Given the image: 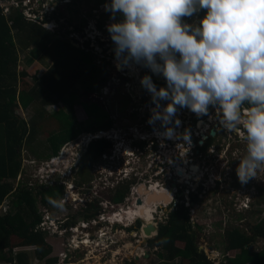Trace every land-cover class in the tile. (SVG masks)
Here are the masks:
<instances>
[{"label":"rangeland","instance_id":"rangeland-1","mask_svg":"<svg viewBox=\"0 0 264 264\" xmlns=\"http://www.w3.org/2000/svg\"><path fill=\"white\" fill-rule=\"evenodd\" d=\"M52 5L55 9L54 17L58 15L60 17L58 20L52 18V30L56 31L61 39L77 41L76 48L84 50L85 44H93V47L90 45V48L94 52L95 64L100 73L98 79H101L102 75L106 83L102 86L101 81H97L92 87L74 86L71 90L74 98L62 101V104L59 105L60 108H46L45 112L38 103H35L26 110H23L19 104L15 109L16 115L28 126L35 124L37 141L29 148L24 145L20 151L22 168L14 182V190L16 191L22 185L27 189L29 187L28 191L30 190L35 198L38 197L39 201V198L44 197L39 196V188H58L59 191H56L53 199L63 202L62 208L65 209V212L63 215H59V208L57 209L54 205L51 211L46 212L41 205H38L41 207L36 213L40 215V220L36 223L34 230H39L37 234L42 237L45 247L43 249H37L35 246L23 247L17 239L13 238L12 247L16 249V246H20L23 247V250L19 248L14 251L12 249L13 252L10 251L12 257L23 252L30 257V264H46V261L50 259H57L56 264H187L182 260L164 261L158 256L160 250L149 245L157 238L159 226L166 224L169 212L182 204L190 210L192 223L195 226L194 230L196 231L197 227L201 229V232L198 233L200 250L205 252L208 257L217 259V264H221V260L224 261L226 257V231L240 229L248 233L250 237L260 236L251 229H255V226L264 222V204L260 198L261 192L264 190V172H260L256 179L250 180L246 185L239 183L235 169L239 159L244 155L245 145L234 134L220 130V134L225 137L223 143L230 144L239 158L233 161L230 159V164L224 167L225 169L215 167L214 170L207 167L205 173L209 175V179L205 182L194 184L190 181V185L182 184L171 189L170 186H164L160 181L147 182L134 178L135 173L132 166L135 163H140L141 169L138 178H144L145 175L152 178L147 165L145 166L141 162L143 156L138 152L150 160L155 157L154 155L150 156V153L146 152L148 150L141 151L134 148L135 144L141 146L140 149H147L158 143L161 147L160 151H162L166 142V138L161 135L163 132L160 131L159 122L155 124V129L154 125L147 131L144 127L148 124L149 108L152 105L149 93L139 84V78L144 74H149V71L138 69L135 73L136 76H132L130 73L133 72L117 70L111 51L112 41L108 32L105 33L103 29L108 24L106 20L110 23L112 21L107 19L108 17L104 18L103 16H107L105 14L99 16L93 2L89 6L84 4L74 5V8L72 6L74 11L77 10L76 13L68 11V4H64L63 1L57 4L52 0L50 6ZM81 19L85 21L84 28L80 33L73 32L72 27L80 25ZM95 20L102 25V31H98L94 27ZM16 47L19 52L17 71L18 73L23 71L28 73L23 80L20 79L19 89H28L34 85L33 78L35 76L41 78L50 69L51 63L35 49H24L19 45ZM154 76L152 78L158 88L165 86L161 77L159 81H156ZM91 104L102 110L111 124L110 129L103 132V135L91 131L92 120L82 110L83 105L90 106ZM70 106L73 107V114L77 121L75 126L78 137L70 144L64 145L56 158L38 159L37 155L41 154L38 152V144L46 143L51 136L60 135L63 132L61 127L64 125L61 124L60 118L62 120L65 115H69ZM37 113L43 115L42 118H39ZM54 113H57L60 118H51L50 116L54 117ZM138 115L142 121L136 118ZM194 115L192 112L187 115L190 131L191 128L195 129V121L201 118H196ZM208 116V120L213 121L209 114ZM71 129H73L72 126ZM203 130L205 131L202 128L201 131ZM195 133L198 135V132L194 131ZM191 135L193 133L189 132V136ZM97 138H101L100 140L104 138L106 147L102 149V153L106 152L110 156L111 164L108 166L101 165L102 155L93 157V155L87 154V150L85 156H81L83 147L89 142L98 141ZM142 139L147 141H142ZM178 143L176 142V146L179 145ZM124 149L131 150L132 156L126 155L122 151ZM220 156L222 157V155ZM209 158L212 162L215 161L213 156L210 155ZM183 160L185 164L190 163L191 156L188 157V160ZM219 161L225 164L223 160L216 159L215 165L220 166ZM177 162L173 166L175 172L186 170V166L181 167L180 159L177 158ZM50 174L59 175L61 180L56 181V178H52ZM119 182L122 184L119 185ZM181 182L183 183V181ZM155 184L160 186V190L170 192L172 203L169 205L158 204L155 207L156 216L154 215L152 224L157 228V234H152L151 238H147L142 229L145 225L152 224L144 222L139 227L137 223L140 221L127 215L129 214L127 211L133 208L129 203L132 198L131 191L135 194L142 186L150 188ZM120 186H123L122 194L125 193L123 198L125 201L122 204L119 199L116 200V192L118 188H121ZM118 194L120 196V193ZM105 195L106 198H104ZM141 198L139 200H144L145 204V196H141ZM88 204H93L95 210L98 211L91 221L95 226L89 230L90 226L88 227L85 223L70 225V210H66V207L78 210L81 209V206L86 207ZM100 210L105 213H99ZM7 212V201L5 200L0 208V214ZM124 212L126 213L123 215ZM121 215L122 217L119 218ZM62 220L66 221L63 225H61ZM179 247L182 248L180 244ZM44 251L49 253L39 260L38 256H41ZM251 251L255 254L264 251V236L257 238L256 243L251 246Z\"/></svg>","mask_w":264,"mask_h":264},{"label":"clouds","instance_id":"clouds-1","mask_svg":"<svg viewBox=\"0 0 264 264\" xmlns=\"http://www.w3.org/2000/svg\"><path fill=\"white\" fill-rule=\"evenodd\" d=\"M102 8L113 21L103 29L117 70H149L139 78L152 105L147 123L159 122L161 135L172 138L179 136L170 126L180 125L179 109L200 117L213 108L219 130L244 142L235 169L239 183L264 172V0H105ZM153 75L165 86L158 88ZM183 138L188 141L187 132Z\"/></svg>","mask_w":264,"mask_h":264},{"label":"trees","instance_id":"trees-1","mask_svg":"<svg viewBox=\"0 0 264 264\" xmlns=\"http://www.w3.org/2000/svg\"><path fill=\"white\" fill-rule=\"evenodd\" d=\"M57 1L59 4L65 0ZM68 1L64 4H68L67 10L73 13L77 12L73 9L74 5L89 6L91 2L97 8L96 12L99 16L102 15L100 12L106 13L102 8L105 0ZM54 16L56 20L60 18L59 15ZM103 17L109 19V15ZM95 22L97 30L102 31L99 21L95 20ZM84 26L85 21L81 19L80 25L72 27L73 32L80 33ZM74 44L77 42L59 38L56 31L47 29L41 23L24 19L18 11H13L9 17H5L0 10V208L5 200L8 208L7 213L0 214V264H30V257L23 252L12 257L13 250L28 246H35L37 249L45 247L42 237L34 230L36 223L40 220V215L36 213L37 206L41 203L43 208L51 211L53 204L45 196L56 195V191H59L55 187L41 189L38 192L39 196L44 197L38 201L33 193L28 191V186V189L22 185L16 191L14 190V182L22 168L20 151L24 145L29 148L37 141L35 124L28 126L16 115L15 109L19 104L23 110H26L35 103H38L43 111L51 107L60 108L62 101L74 98L71 94L74 86L92 87L97 81H101L102 86L106 83L104 76L101 75V79H98L100 73L97 71L91 44H85L84 50L75 48ZM17 45L24 49H35L51 63L50 69L41 78L36 76L33 78L34 85L28 89H19L20 79L23 80L28 73L17 71L19 62ZM83 110L92 120V132L102 133L110 129L111 124L107 120V115L96 105H83ZM73 111V107L70 106L69 115H65L62 120L57 113H54V117L49 115L51 118H60L61 124L64 125L61 127L63 132L60 135L51 136L46 143H37L38 152L41 153L37 155L38 159L56 158L64 145L70 144L78 137L75 126L77 121ZM42 116L38 115L39 118ZM105 147L104 141L98 140L89 145L87 154L99 157L103 154L102 149ZM261 193L260 198L264 204V192ZM124 195L125 193H121L120 196L117 194L116 200L121 197L119 199L121 201ZM138 225L140 227L141 223L138 222ZM255 227L251 231L255 230L260 236L250 237L248 233L240 229L226 231V257L224 261L221 260V264H264V251L259 254L251 251V246L256 243L257 238L264 236V222ZM194 229L190 210L184 204L178 205L169 212L166 224L159 226L157 238L149 245L160 250L158 256L164 261L182 260L187 264H217V260L211 259L200 250L198 233L201 229L198 227L196 231ZM13 238L17 239L23 247L16 246L14 249ZM48 251L39 255V260H42L49 253ZM56 262L57 259H50L46 261V264H56Z\"/></svg>","mask_w":264,"mask_h":264},{"label":"flooded vegetation","instance_id":"flooded-vegetation-1","mask_svg":"<svg viewBox=\"0 0 264 264\" xmlns=\"http://www.w3.org/2000/svg\"><path fill=\"white\" fill-rule=\"evenodd\" d=\"M147 71H149V70H147ZM178 112L182 113V114L177 113V118L181 121L180 125L178 127L175 126L174 124L170 125V126L175 128L174 129L175 133H179V136H177V139L179 138V140L176 139V141L179 142L178 143L179 145L177 144L178 146H176V141L173 142L172 139H166L165 147H163V150L160 151L161 147L158 143H156L154 145V147L149 146L147 149H143V148L140 149L141 146H137L135 144L134 148H137L141 151L142 150H144V151L148 150L146 152H149L150 156L153 157V155H154L155 157H153L150 160V158L148 159L147 156H144L141 152H138L143 156V159H141V162H143V165H145V166L147 165L152 178H150L149 175H145L144 178H138V175L140 174L139 172L141 169L140 163L133 164L134 165V173H135L134 178L139 179V180L141 179L142 181H147V182H150L152 180L155 182L160 181L161 184H163L164 186H170V188L172 189V188H176L178 185H182V184L190 185V181L193 182L194 184H198L199 182H201V183L205 182L206 180L209 179L208 178L209 175L205 173V170L207 167H210L214 170H215V167L216 168L220 167V168L225 169L224 167L229 166L230 159H232V161H233L234 159L239 158V156H237L235 153V149L230 147V144L223 143L225 141V137L222 134H220L221 131L219 130L218 121L216 119L215 109L210 108L209 109L210 113H208L210 115L211 120H213V121L208 120V117H209L208 115L200 116L201 118L198 119L197 121H195V123H194L195 129L191 128V131L189 130L190 127H189L188 118H187L188 117L187 115L190 113V111L185 108V109H179ZM194 116L196 118H199V117H197L196 114ZM136 118L139 121H142V118L140 117V115H138ZM141 124H139V126H141ZM144 127H145V130L147 131V130L152 128V125L147 124ZM153 128L155 129V125ZM202 128L205 129V131L204 130L201 131ZM160 131L164 132V128L161 127ZM194 131L198 132V135H196V133L194 134ZM104 132H106V131H104ZM185 132H187V134H188V137H189L188 141H185L183 138ZM189 132L193 133V135L189 136ZM145 140L142 139V141H145ZM220 141H221V143H220ZM173 146H175V147L173 148ZM215 150H217V151H215ZM122 151H124L126 153V155H128V153H129L125 149ZM210 155L215 158V161L212 162L210 160V158H209ZM220 155H222V157ZM102 156H103V160L101 161V165L108 166L109 164H111L109 161L110 156L106 152H104L102 154ZM189 156H191V162L186 163L187 164L186 165L183 159H185V161H186V160H188ZM177 158L181 160V167L186 166L185 167L186 170H181V171H177V172H175L176 170H173L174 169L173 166L178 163ZM216 159H220L221 161L223 160V162H225V164H223L222 162L219 161L220 166L215 165ZM201 174H204V175H201ZM148 179H150V180H148ZM122 181H120V182H122ZM181 181H183V183ZM120 182H119V185L122 184ZM38 190H41V189L39 188ZM62 191H63V189H62ZM181 191H182V189H181ZM122 192H123V186L120 189L118 188L116 195L118 193L121 194ZM137 192L138 191H136L134 194L133 191H131V197L132 198H131L129 203H131L130 205H132V206H134L133 203L135 202L134 201L135 195H138ZM177 192H178V190H177ZM263 192H264V190H263ZM180 193H182V192H180ZM177 196H178V194H177ZM104 198H106V195L104 196ZM36 199L38 200V197ZM39 199H42V198H39ZM119 199H121V197ZM124 201L125 200H123V198H122L121 204ZM38 205L42 206L41 203H38ZM41 206H37V208H39ZM58 208H59V215H63V212H65L64 211L65 209L62 208V210H61L60 207H57V209ZM95 209L96 208L93 206V204H88L86 207L81 206V209H78V210L69 209L66 207V210H70V214H69L70 215L69 222L71 223L70 225H73V224L80 225L81 223L82 224L85 223L88 227L90 226V228H88V229L91 230V228H93V226H95L92 224L91 221L93 220V217L96 216L98 213V211ZM43 210L48 212L45 208H43ZM87 210H88V212H87ZM100 211L101 212H99V213H105V211H102V210H100ZM87 216L89 218H87ZM65 222L66 221L62 220L61 225H63ZM137 225H138V223H137ZM140 226H142V225H140Z\"/></svg>","mask_w":264,"mask_h":264},{"label":"bare ground","instance_id":"bare-ground-1","mask_svg":"<svg viewBox=\"0 0 264 264\" xmlns=\"http://www.w3.org/2000/svg\"><path fill=\"white\" fill-rule=\"evenodd\" d=\"M130 74H132V76H136L135 73H130ZM99 139L97 138V140H99ZM166 139H172V141L174 142V141H176L177 136L174 134L172 138H166ZM127 151L129 152L128 155L131 157L132 156L130 154L131 150H127ZM148 185H151V184H148ZM141 196L142 197L145 196L144 206H139L137 204V202L139 200L138 198H141ZM141 199H143V198H141ZM134 201H135L133 203L134 206L132 209H130V211H127V212H129V214H127V215L133 217L134 219H137V220L141 219L143 222H148V223L152 224V221L154 220V215L156 214L155 207L158 204H163V205L171 204L172 198H171L170 192H165L164 190L163 191L160 190V186L155 184V185H152L150 188H148L147 186H142L138 190V195H135ZM125 213L126 212H124L123 215ZM121 217H122V215L119 216V218H121ZM130 222H132V221H130ZM152 226H154V225L152 224ZM81 228H83V226H81ZM84 229H85V226H84Z\"/></svg>","mask_w":264,"mask_h":264},{"label":"built area","instance_id":"built-area-1","mask_svg":"<svg viewBox=\"0 0 264 264\" xmlns=\"http://www.w3.org/2000/svg\"><path fill=\"white\" fill-rule=\"evenodd\" d=\"M54 1L57 2V0ZM50 2L52 0H0V10L5 17H9L13 11H18L24 19L35 21L45 26L46 24L51 25L53 21L55 9L54 5L50 6ZM203 14L201 12L200 15L202 16ZM187 22L192 23V20L189 19ZM37 231L39 230L36 229L35 232Z\"/></svg>","mask_w":264,"mask_h":264},{"label":"water","instance_id":"water-1","mask_svg":"<svg viewBox=\"0 0 264 264\" xmlns=\"http://www.w3.org/2000/svg\"><path fill=\"white\" fill-rule=\"evenodd\" d=\"M73 46L76 48L75 45H73ZM157 80L159 81L160 78H157ZM137 204L139 206H143L144 202L142 200H138ZM140 223H144V222L142 220H140ZM142 232L144 233V235L147 238H151L152 234H156L157 228L155 226H152V225H145V227H143V229H142ZM146 258H147V256H146Z\"/></svg>","mask_w":264,"mask_h":264},{"label":"crops","instance_id":"crops-1","mask_svg":"<svg viewBox=\"0 0 264 264\" xmlns=\"http://www.w3.org/2000/svg\"><path fill=\"white\" fill-rule=\"evenodd\" d=\"M33 49V48H32ZM37 60H40V59H37ZM211 259H213V258H211Z\"/></svg>","mask_w":264,"mask_h":264}]
</instances>
